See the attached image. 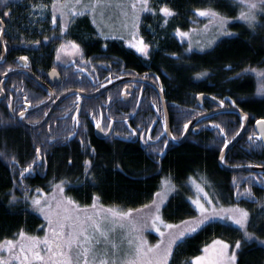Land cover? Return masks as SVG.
Wrapping results in <instances>:
<instances>
[{
  "label": "trees",
  "instance_id": "16d2710c",
  "mask_svg": "<svg viewBox=\"0 0 264 264\" xmlns=\"http://www.w3.org/2000/svg\"><path fill=\"white\" fill-rule=\"evenodd\" d=\"M163 2L175 11L165 26L162 25L164 15L159 13L145 14L139 23L146 41L154 47L146 58L124 45L123 40L104 41L91 23L89 13L75 22L60 17L56 26L47 24L40 34H30L29 28L23 33L30 47L38 48L44 56L50 57L52 48L44 47V39H60L61 27L67 23L66 35L84 47L89 68L94 67L92 61L95 60L104 69H152L153 77L162 80L160 84L164 87L171 131L176 137L182 135L183 125L196 114L216 106L210 98H204L200 103L197 95L209 94L223 100L224 104L235 102L233 105L249 115L250 126L227 153L225 162L233 166L264 163V147L253 135V123L264 118V92H260L259 85L260 82L263 85L264 78L250 71H264V14L257 13L255 27L234 19L230 29L235 35H224L206 50L188 51L173 32L178 28L191 29L198 9L211 8L222 16L235 18L240 13L239 6L235 0H155L154 5L160 6ZM25 12L23 10L24 24L27 22ZM89 73L94 77L91 70ZM87 82V86L93 88L89 79ZM144 98L158 99V103L141 102L134 117L138 126L141 125V128L137 127L139 131L147 129L152 120L157 122V127L161 121L156 113V110L161 112L162 105L158 91L149 87ZM86 109L92 122L105 113L101 104H96L93 99L87 100ZM108 114L120 116L119 113L112 114V110ZM7 115L10 114L0 112V121H3L0 123V152L4 153L0 155V241L21 231L36 232L42 226L39 215L31 211L26 201L28 194L37 188H48L51 183L63 180L68 195L81 204L91 203L96 196L102 203L131 209L149 202L159 190L162 177L170 174L177 188L163 207L166 220L179 222L196 215L188 199V193L192 192L188 183L191 177H196L222 193L224 203L240 205L249 211L248 229L252 234L248 239L243 230L230 223H208L177 245L170 264H192L203 246L215 238L241 243L238 264H264V244L260 243L264 241V174L228 171L219 164L225 135L231 140L241 127L238 113L222 112L205 117L184 142L171 143L164 152L160 144L159 147L149 144L150 147L119 137L107 141L91 137L90 141L81 129L72 139L65 138V144L51 149L54 143L49 141L48 135L43 142L33 130L8 124ZM215 125H219V129ZM87 132L91 133L92 127H88ZM37 147L41 149V156L51 149L42 162L35 154ZM153 149H158L160 154ZM29 166L31 173L24 172L21 177V171ZM246 189L251 190V195L237 194H243Z\"/></svg>",
  "mask_w": 264,
  "mask_h": 264
},
{
  "label": "flooded vegetation",
  "instance_id": "af4514ba",
  "mask_svg": "<svg viewBox=\"0 0 264 264\" xmlns=\"http://www.w3.org/2000/svg\"><path fill=\"white\" fill-rule=\"evenodd\" d=\"M26 1L28 2V0H9L7 5H0V13L5 11L10 13L8 16L0 15V27H3L5 30L3 35H0V112L10 114L9 116L7 115V123H13L15 126L21 125L27 130H33L38 138H43V142L46 141L45 135H48L49 141L51 140V142L54 143V145L50 147L51 149L60 144H65V138L72 139L74 136L71 135V133H77L81 129L83 135L88 136L87 139L90 141L91 137H96L104 141L119 137L132 143L138 142L140 145L147 146L149 144H156V146H158V144H160L159 146H161L162 152H164L167 148L163 146L162 142L166 141L167 146L171 144L167 134L162 136L160 141H156L155 139L156 134L159 135L166 126L161 96L159 98V101L162 103L161 112L156 110L157 115L161 118L158 127L157 122L154 125H150L149 129H151V131L149 132L148 129L144 132V136L141 137V132L137 129V127L141 128L139 127L141 125L138 126L134 119L141 102L144 100L143 95L147 88L153 87L157 91V86L160 89L162 88L166 102L163 83L160 84L162 80H156L153 77L152 69H104L101 66H98L100 69H96L93 66L89 68L86 59L83 60L81 56L59 62L56 60L55 55L56 46L66 40L71 41V38L66 35L67 31H63L64 26L61 27L62 37L60 39L46 38L44 39L46 40L45 43L42 42L45 44L44 47L52 48L51 56H44L38 51V48L29 46V41L23 33L26 26V22L24 24L23 21V10L28 8L25 7V5H27ZM57 22L58 21H56V23ZM47 24L49 26H56V24L53 25L50 20L47 21ZM35 32L40 34L42 31L37 32L32 28V32L30 33L34 34ZM25 56L28 57L27 61L20 59ZM53 69H55V72H53ZM90 70L94 77L90 75ZM87 79L91 81V86L93 88L90 89L87 86ZM115 81L121 82H117L115 85L92 97L87 96L88 93H94ZM101 85H103V87H101ZM81 88H83L84 91L80 92ZM69 89L71 91H69ZM124 89L128 90L127 93L130 95V98L125 95L126 100H122V98L119 97ZM73 92L79 93L81 97L79 101L80 113L78 116L81 123L79 126L76 125L75 120L71 119V117L77 116L75 112L76 104L74 103L76 97L72 95ZM49 97H51V99ZM88 99H93L95 103L101 104V109L104 108L107 111V116L104 115L98 120L101 121V127H104L105 124L110 121V128H106L103 132L100 130L99 133L97 132L95 126L97 120L92 122L87 115L86 104ZM40 101H44V103H40ZM213 101L219 104L218 101ZM145 102L149 104L154 103L156 105L158 99H145ZM199 102L201 103L203 100ZM25 108L28 109L25 114V120L20 121L18 112ZM217 108L219 107L215 106L209 111ZM70 109L71 111H69ZM110 110H112V114L119 113L120 116L109 115L108 112ZM209 111L198 113L193 118ZM45 112L48 113L47 116L44 115ZM259 119L255 120L253 127L255 135L261 140V145L264 147L261 133L256 128V121ZM29 121L32 123H29ZM201 121L202 119L191 131L193 129L197 130L199 128L197 125ZM169 124L171 131L170 117ZM155 126L156 131H154ZM249 126L250 117L248 127ZM88 127H92L91 133L87 132ZM49 128H51L50 132ZM134 129L137 130L136 135L131 134ZM183 134L184 131L177 139H180ZM149 135L152 136L151 141H148ZM53 137L55 139H53ZM60 141L62 143H60ZM146 141L148 142L146 143ZM51 149H48L44 156L47 152H50ZM44 156H41L40 153L37 157L41 159L42 162ZM247 165L264 166V163H251Z\"/></svg>",
  "mask_w": 264,
  "mask_h": 264
},
{
  "label": "rangeland",
  "instance_id": "374dc122",
  "mask_svg": "<svg viewBox=\"0 0 264 264\" xmlns=\"http://www.w3.org/2000/svg\"><path fill=\"white\" fill-rule=\"evenodd\" d=\"M55 2L56 0H28L27 5H25V7H28L25 12V17L27 18V22H26L27 25L25 26V28H29L30 30H32L33 28L37 32H40L42 31L43 28H46L47 21L50 20L51 22L52 20V16H53L52 4ZM64 2L65 0H60V3H64ZM69 2L71 8L73 9V11L68 12V18L71 19V22L80 20L85 16L86 13H89L92 18V20H90L91 23H93L95 27H97V31L99 32L98 35L102 37L104 41L110 39H115L120 41L123 40L124 41L123 44L126 45L127 47H130V43L134 44L138 42L137 40L132 39V36L136 35L137 38L142 37L144 43L149 45L148 53H150V51L154 48L152 44L146 41V37L143 33H141V29L138 28L137 30V29H133L132 27L133 14L132 11L128 8V4L131 2V0H99V3L97 2V0H80L79 4H77L75 0H69ZM154 2L155 0H149V6L153 9V11L141 12L140 20L142 17L145 16V14L152 16L155 15L156 13H159L162 15L163 13L160 11V9L164 6H167L175 14V11L170 6H168L166 2H163L160 6H156V7L154 5ZM235 2L236 5L239 6V11H241V5L237 2V0H235ZM42 5L45 7H41ZM258 12L259 11H257V13ZM258 14H264V13L259 12ZM55 15H56V21L59 20L60 17L65 18L64 16H61L59 12H56ZM169 17H165V16L163 17V23H162L163 26L166 25L164 23L165 19H167L168 21ZM194 17H195L194 26L191 29L184 30L178 28L180 31L188 33L189 34L188 36L181 37L180 35L177 34V29L173 32L174 36L178 38L180 42H182L181 44L187 46V49H189L190 47L191 50H206L211 46H213V44L216 41H218L221 37L224 36L218 32V29L213 23H210L208 17H201L197 14V12ZM238 17L239 15L235 18L226 17L229 21L227 24L228 32L233 33L232 29H230V24L232 26V23L235 22V20H239ZM94 20L95 22H93ZM62 21H64V19ZM245 23L248 24L247 22ZM205 25H207L208 27L205 28ZM146 28L149 30L148 27ZM193 29H195V31H193ZM105 37H107V39H105ZM121 37H123V39H121ZM71 42H75L76 44L80 45V50L77 51L76 49H73L71 47ZM130 48L137 51L136 48L133 47ZM137 52L145 58L148 57V54L147 56H145L139 51ZM55 55H56V60L59 62H63L66 61L67 59L77 58L80 56L82 57L83 60L87 59L84 47L79 42L73 39L71 41L66 40L62 42L60 45H57L55 49ZM57 57H59V59H57ZM92 62L94 63V67L96 69H100L97 65V61L95 62V60H93ZM259 85L261 89L260 92H264V87H262V82H260ZM199 95H197V97H199ZM119 97H122V94ZM145 99L147 98H144V100ZM231 106L234 107L235 105L233 104L223 105V107H231ZM216 107L220 108L221 106L219 104H216ZM103 111L105 112L104 115L106 116V110L104 108ZM215 114H219V113H215ZM152 122L153 123L151 125H154L155 121L152 120ZM241 127H242V123H241ZM148 129H149V125L146 130ZM157 135L158 134H156V136ZM61 184L64 189L62 193L59 192L56 187L57 185H61ZM188 187H190L192 191L188 193L189 201L192 203L193 201L199 199L201 203L205 204V207L209 208V215H215L221 217H226L228 215H236L237 217H239L240 210H243L248 213V223H249V211L245 207L236 204L224 203L222 199L224 195L222 193H218L214 191L211 186L209 187L208 183H202L200 179L196 177L195 178L191 177L190 182L188 183ZM176 188L177 185L173 179V176L170 174L164 175L160 181L159 190H157L154 197L149 202L135 208L123 209L115 205H108L102 203L100 201V198L96 196L93 198V201L91 203L81 204L77 202L72 196H70V194L68 195L67 193L68 187L65 185L64 181L58 180L56 183H51V185L48 186V188H43V187L37 188L28 194L29 196L26 201L29 202V208L33 213L39 215L38 218H40V220L42 221V225L44 227H39L38 231L36 232H31L27 230L21 232H23L27 236L39 237L40 239H43L46 235H50L47 228L48 222L44 218V214L39 212L32 205V199L40 198L42 203L44 201H47L48 204L51 205V211L53 213L57 211V206L60 205L61 212L63 211L64 208H67L69 214L71 215H80L81 217L95 216L98 220L101 221L102 230L107 234V240L105 241L103 237H99L98 233L96 234L97 238L101 240V243L99 244H96L94 242L91 244L93 253L96 256H103L105 259H108L110 262H114V264H129V262L133 260L136 261V264H149L150 261H154L159 257L163 256L164 251L168 248L169 241L173 239V237L178 233V231L183 230L185 228V226L182 224L183 220L179 222H171L166 220L163 216V207L167 203L170 196L175 192ZM201 189H203V191H201ZM157 193H159V196L157 195ZM205 193H207L206 196ZM68 200H72L75 202L76 205H79V210L74 211L73 207L67 204ZM208 200H211L212 205L215 206V212L211 211V205L208 204ZM26 201H24L25 204H27ZM156 204H160L159 213H157L156 211ZM94 205L95 207H93ZM192 206L195 209L196 215L192 217H188L184 220L197 222L201 218V214L199 213L198 210H196V206L193 203ZM108 209H111L117 213L129 212L130 216L127 217L112 216L111 213L107 212ZM157 214L160 216L162 221V223H157L156 225V227H158L160 231H156V228L153 227L151 223ZM103 217H108V219L104 220L102 219ZM216 221L227 222L240 228V226L235 225L230 220H216ZM66 223L71 224V220L66 221ZM166 224L180 225L181 228L168 229L164 226ZM240 229L243 230L242 228ZM70 231H71L70 228L66 229V232H70ZM247 231L249 232L248 227H247ZM21 232L16 234V236L6 240L19 241L20 240L19 234ZM160 232H163L164 235L161 236ZM192 234L194 233L186 235L184 238L178 240L176 244L172 246L171 255L167 257V264H170V260L172 258L173 253L177 249V245H179L181 241L183 242L184 240H186ZM6 240L0 241V244H2ZM141 241L143 242L142 248L144 254L143 256H138L136 253V249L137 247L141 246ZM216 241H223L225 243H228L230 245V248L228 249L229 254H231L232 251L235 250L238 259V250L235 249L236 242L231 243L222 238H215L212 241H210L208 244L203 246L202 252L192 259V264H196L197 257L207 258L212 256L214 253V248L220 247V245L215 244ZM157 245H160V247L157 248L156 247ZM205 249H207L208 251L205 252ZM40 251L42 255L45 254L43 250V246H41ZM7 255L8 254L6 252L0 253V256H3L4 258H7ZM13 264H18V262L13 261ZM33 264H41V262L33 261ZM204 264H207L206 260ZM236 264H238V261L236 262Z\"/></svg>",
  "mask_w": 264,
  "mask_h": 264
},
{
  "label": "snow or ice",
  "instance_id": "6c2138e0",
  "mask_svg": "<svg viewBox=\"0 0 264 264\" xmlns=\"http://www.w3.org/2000/svg\"><path fill=\"white\" fill-rule=\"evenodd\" d=\"M77 4L80 3V0H75ZM99 3V0H97ZM237 2L241 5V11L239 14L238 19L245 21L248 23L249 27H255V21L257 19V11L260 13H264V0H237ZM9 3V0H0V5H7ZM45 7V6H41ZM128 8L132 11V27L133 29L139 28L140 23V13L141 12H152L153 9L149 6V0H131V2L128 4ZM52 24H56V12H59L61 16L65 17V20L68 19V12L73 11V9L70 6L69 0H65L64 3H60V0H56L55 3L52 4ZM160 11L164 14L165 17H169L174 15L171 9H169L167 6H164L160 9ZM10 13L8 11L0 13V15L8 16ZM197 14L201 17H208L210 23H213L216 28L218 29V32L221 35L231 36L235 35L234 33L227 31V24L228 19L220 13L214 11L211 8L208 9H198ZM164 23H167V19H165ZM264 26V25H262ZM208 26L205 25V28ZM3 27H0V35H3L4 33ZM63 31H67V23L64 24ZM195 31V29H193ZM177 34L181 37L188 36V33L182 32L179 29H177ZM107 39V37H105ZM123 39V37H121ZM133 40H137V43H130V47L136 48L137 51L147 56L148 54V47L149 45L144 43L143 38H137L136 35L132 36ZM37 44L39 41L36 42ZM71 47L73 49H76L77 51L80 50V45L76 44L75 42H71ZM63 48V46H62ZM188 51H191V48L189 47ZM21 60L27 61L28 57H21ZM59 59V57H57ZM87 63V62H86ZM250 71L257 72V75L261 78H264V71H257L256 69H250ZM53 72H55V69H53ZM201 75H205V73H201ZM103 87V85H101ZM264 87V85H262ZM163 89L161 88V91ZM69 91H71L69 89ZM84 91L83 88L80 89V92ZM73 96L76 97L75 104V112L77 113V116L71 117V119L75 120L76 125H80V120L78 118L80 113V106L79 101L81 99L79 93L73 92ZM51 99V97H49ZM40 103H44V101H40ZM234 104L235 102H231ZM219 105L223 107L224 101H219ZM28 111L27 108L20 110L18 112V118L20 121L25 120V114ZM71 111V109L69 110ZM45 116L48 115L47 112L44 113ZM67 115V113H66ZM242 119H247L246 116H243ZM0 123H3V121H0ZM29 123H32L29 121ZM39 123V122H37ZM191 123V121H189ZM189 123H185L183 125L182 131H187L189 127ZM257 124L264 126V120H258ZM96 128L100 131H105L106 128H110L111 122L105 124L104 127H101V121L97 120L96 122ZM219 129V125H215ZM51 131V128H49V132ZM149 132L151 129L148 130ZM221 133L223 134V129H220ZM137 130H132V135H136ZM141 137L144 136V132L142 129H140ZM168 132L167 127L165 126L164 130L155 137L156 141H160L161 137L164 136ZM77 133L72 132L71 135L75 136ZM239 135V133H237ZM255 135V134H253ZM53 139H55L53 137ZM171 139L175 140L177 139L176 136H172ZM251 140L252 137H249ZM261 139L264 140V135L261 136ZM152 140V136H148V141ZM146 141V143L148 142ZM163 146L167 148V142L163 141ZM231 143L230 140L227 139L226 135L223 140V147L227 148L228 145ZM151 147V145H149ZM154 151H157L158 149H153ZM41 152L40 148H35V154L39 156ZM0 155H4V153L0 152ZM221 162H225V156L223 154L219 157ZM89 165L91 164V161H87ZM32 168L29 166L28 168H25L23 171H21L20 176H24V172L31 173ZM59 192H63V186L57 185L56 186ZM39 191V190H37ZM203 191V189H201ZM238 195H244L249 196L251 195V190L246 189L243 194L237 193ZM159 196V193H157ZM207 193H205V196ZM98 199V198H97ZM12 200L15 201L16 197L13 196ZM155 203V202H154ZM162 203V201H161ZM196 206V210L199 211L201 214V218L197 222H193L190 220H183L182 224L185 226L183 230L178 231V233L173 237L172 240L169 241L168 248L164 251L163 256L159 257L158 259L154 261H150L149 264H167V257L171 255V248L173 245L176 244L178 240H181L186 235H189L191 233H195L200 227L214 222L216 220H230L235 225L240 226L244 230V235L248 238H252V234L247 231L248 227V213L246 211L240 210V216L237 217L236 215H228L226 217L221 216H215V215H209V208L205 207V204L201 203L199 199L192 202ZM68 205H71L73 207L74 211L79 210V205H76L74 201L68 200ZM208 204L211 205V211L215 212V206L212 205L211 200H208ZM32 205L41 213L44 214V218L47 220V228L50 235H46L43 239H40L39 237L34 236H27L23 232H21L20 240H6L2 244H0V253L6 252L7 258H4L3 256H0V264H13V261L18 262V264H33V261H40L41 264H114V262H110L108 259H105L103 256H96L93 253L91 244L94 242L96 244L101 243V240L97 238L96 234H99V237H103L104 240H107V234L102 230V223L100 220H98L95 216H83L80 215H71L69 214V211L67 208H64L61 212L60 205L57 206V211L53 213L51 211V205L48 204L47 201H44L42 203L40 198H34L32 199ZM95 207V205L93 206ZM160 210V204H156V211L159 213ZM107 212L111 213L112 216H120V217H127L130 216L129 212L124 213H117L111 209H108ZM102 219L106 220L108 217H103ZM71 220V224L66 223V221ZM152 226L156 228V231H160L158 227H156L157 223H162L160 216L157 214L155 218L152 220ZM168 229L176 228L180 229V225H172V224H166L164 225ZM41 227H44L43 225ZM71 229L70 232H66V229ZM160 235L163 236L164 233L160 232ZM261 244H264V241H260ZM143 242L141 241V246L137 247L136 253L138 256H143V248H142ZM215 244L220 245L219 248H214V253L210 257H197L196 258V264H204L205 260L207 264H236L237 262V255L236 251H232L231 254H229L228 249L230 248V245L228 243H225L223 241H216ZM41 246H43V250L45 252L44 255L41 254ZM157 248L160 247V245L156 246ZM241 248V243L237 241L235 243V249L239 250ZM208 250L205 249V252ZM129 264H136V261H130Z\"/></svg>",
  "mask_w": 264,
  "mask_h": 264
},
{
  "label": "water",
  "instance_id": "95a60500",
  "mask_svg": "<svg viewBox=\"0 0 264 264\" xmlns=\"http://www.w3.org/2000/svg\"><path fill=\"white\" fill-rule=\"evenodd\" d=\"M119 83L121 81H115V82H112L110 83L109 85L101 88L100 90L94 92V93H88L87 96L88 97H92L108 88H110L111 86L115 85L116 83ZM157 89L160 93V96H161V99H162V103H163V109H164V113H165V119H166V127L168 129V132L166 133L167 136H168V140L173 143V144H181L186 138L187 136L189 135L191 129L203 118L207 117V116H210L212 114H215V113H220V112H236L240 115L241 117V120H242V127L240 129V131L238 132L239 135H236L232 140H231V143L228 145L227 148H223L220 155L223 154L224 156L227 155V153L230 151V149L232 147H234L239 141L240 139L245 135V132L247 130V127H248V124H249V115L244 112L243 110H241L240 108L238 107H220V108H217L215 110H212V111H209V112H205V113H202L198 116H196L195 118H193L191 120V123H189V127H188V130L185 132L184 131V134L183 136L180 138V139H171V137L173 136L171 131H170V124H169V116H168V111H167V108H166V102H165V98H164V95H163V92L161 91V89L157 86ZM128 90L124 89L123 90V93H122V100H126V96L130 98V95H128ZM126 95V96H125ZM204 98H210V99H216L214 97H212L211 95L209 94H201L199 95L198 97V100L199 101H202ZM243 116H246L247 119H242ZM260 120H264V119H260ZM256 128L257 130L261 133V136L264 135V126H261L259 124H257V121H256ZM97 132L99 133V129H97ZM264 142V140H263ZM220 157V156H219ZM219 164L220 166L225 169V170H228V171H240V170H249V171H254V172H261L264 174V166H259V165H241V166H231V165H227L225 162H221L220 159H219Z\"/></svg>",
  "mask_w": 264,
  "mask_h": 264
},
{
  "label": "bare ground",
  "instance_id": "6f19581e",
  "mask_svg": "<svg viewBox=\"0 0 264 264\" xmlns=\"http://www.w3.org/2000/svg\"><path fill=\"white\" fill-rule=\"evenodd\" d=\"M36 164V163H35Z\"/></svg>",
  "mask_w": 264,
  "mask_h": 264
}]
</instances>
